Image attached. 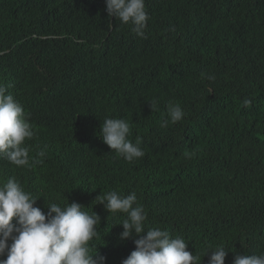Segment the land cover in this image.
<instances>
[{
  "label": "trees",
  "instance_id": "trees-1",
  "mask_svg": "<svg viewBox=\"0 0 264 264\" xmlns=\"http://www.w3.org/2000/svg\"><path fill=\"white\" fill-rule=\"evenodd\" d=\"M145 7L146 39L109 17L106 0H0V84L31 114L30 157L45 152L35 167L0 158V181L15 177L45 213L73 201L96 212L90 244L105 264L146 235L120 240L126 214L96 199L111 190L135 192L145 230L181 236L201 264L209 244L225 245V264L264 253V0ZM169 101L185 113L175 124ZM105 118L128 121L145 155L117 156L100 138Z\"/></svg>",
  "mask_w": 264,
  "mask_h": 264
},
{
  "label": "clouds",
  "instance_id": "clouds-1",
  "mask_svg": "<svg viewBox=\"0 0 264 264\" xmlns=\"http://www.w3.org/2000/svg\"><path fill=\"white\" fill-rule=\"evenodd\" d=\"M109 17L130 25L138 37L147 38L145 29L149 20L145 0H106ZM201 78L214 80L211 74L201 73ZM11 87L0 84V158L18 167H35L41 163L37 157H44L43 150L30 157V146L26 141L35 135V125L30 122L31 114L26 112L13 94ZM152 111L158 110V101L149 100ZM245 103H248L245 101ZM167 113L175 124L184 118L179 103L169 101ZM169 120L160 123L166 128ZM100 138L117 156L133 162L145 155L139 139L133 143L130 124L122 118H105L100 127ZM108 213H124L120 240H127L134 234L145 233L135 239L136 245L122 264H201V257L187 249L184 238L172 237L160 227L145 230L147 213L137 203V195L131 192L122 195L115 190L96 197ZM37 197L26 191L15 177L0 181V264H105L106 257L99 254L90 242L98 237L97 225L101 217L94 211L82 210L78 202L61 206L51 202L48 212L34 206ZM15 221V222H13ZM10 241V243H9ZM211 252L208 264H225L228 254L223 243L207 245L203 256ZM233 264H264V253L259 255L237 254Z\"/></svg>",
  "mask_w": 264,
  "mask_h": 264
}]
</instances>
